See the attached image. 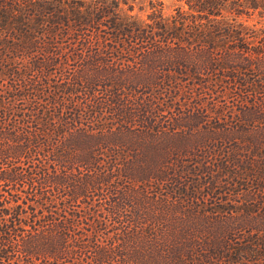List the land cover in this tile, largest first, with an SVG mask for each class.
<instances>
[{
	"label": "trees",
	"instance_id": "trees-1",
	"mask_svg": "<svg viewBox=\"0 0 264 264\" xmlns=\"http://www.w3.org/2000/svg\"><path fill=\"white\" fill-rule=\"evenodd\" d=\"M176 1L0 0V264H264V0Z\"/></svg>",
	"mask_w": 264,
	"mask_h": 264
},
{
	"label": "rangeland",
	"instance_id": "rangeland-1",
	"mask_svg": "<svg viewBox=\"0 0 264 264\" xmlns=\"http://www.w3.org/2000/svg\"><path fill=\"white\" fill-rule=\"evenodd\" d=\"M146 2H147V0H135L133 11H138L137 7L139 5H142L143 10L139 9L138 13H141L143 15L145 13V11L149 9L147 7ZM158 2H159L158 6L161 8V11L164 15L173 12L174 8L179 4H181V6H182V1L177 2L176 0H158ZM144 9H146V10H144ZM207 99H208L209 105L217 106L221 103V100L218 97L211 96V97H207ZM224 101L228 104V103H230V101H233V99L225 97Z\"/></svg>",
	"mask_w": 264,
	"mask_h": 264
}]
</instances>
